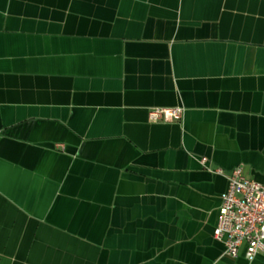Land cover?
<instances>
[{"label":"crops","instance_id":"1","mask_svg":"<svg viewBox=\"0 0 264 264\" xmlns=\"http://www.w3.org/2000/svg\"><path fill=\"white\" fill-rule=\"evenodd\" d=\"M236 165L264 178V0H0V264H264L214 236Z\"/></svg>","mask_w":264,"mask_h":264},{"label":"built area","instance_id":"2","mask_svg":"<svg viewBox=\"0 0 264 264\" xmlns=\"http://www.w3.org/2000/svg\"><path fill=\"white\" fill-rule=\"evenodd\" d=\"M184 110L183 105L155 106L149 109V117L154 121L179 119ZM214 236L234 256L239 254L241 246L249 259L264 248V178H250L241 165L233 167L229 186L221 196Z\"/></svg>","mask_w":264,"mask_h":264}]
</instances>
